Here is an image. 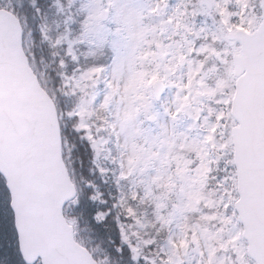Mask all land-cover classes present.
Wrapping results in <instances>:
<instances>
[{
  "label": "snow or ice",
  "instance_id": "1",
  "mask_svg": "<svg viewBox=\"0 0 264 264\" xmlns=\"http://www.w3.org/2000/svg\"><path fill=\"white\" fill-rule=\"evenodd\" d=\"M0 264H264V0H0Z\"/></svg>",
  "mask_w": 264,
  "mask_h": 264
}]
</instances>
